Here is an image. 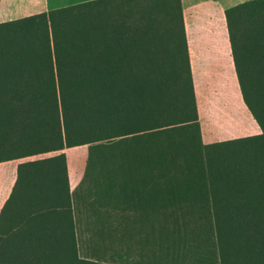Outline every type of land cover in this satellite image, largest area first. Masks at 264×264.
I'll list each match as a JSON object with an SVG mask.
<instances>
[{
  "label": "trees",
  "instance_id": "16d2710c",
  "mask_svg": "<svg viewBox=\"0 0 264 264\" xmlns=\"http://www.w3.org/2000/svg\"><path fill=\"white\" fill-rule=\"evenodd\" d=\"M261 132L203 143L180 0L0 22V264H264V0L225 10ZM87 145L69 188L63 149ZM74 200L92 256L79 254ZM108 256L110 261L104 260Z\"/></svg>",
  "mask_w": 264,
  "mask_h": 264
},
{
  "label": "crops",
  "instance_id": "0c3cea01",
  "mask_svg": "<svg viewBox=\"0 0 264 264\" xmlns=\"http://www.w3.org/2000/svg\"><path fill=\"white\" fill-rule=\"evenodd\" d=\"M85 1L90 0H74L73 3ZM180 1L201 141L206 144L260 133L258 123L243 101L235 72L225 17V10L233 5L227 4V0ZM57 7L61 6L47 7L42 11ZM11 14L13 13L0 12V22L11 20L8 18ZM242 115L243 121L240 117ZM78 147L82 148L78 153H68L65 151L68 148L62 150L66 157L71 192L77 189L85 172L87 145L69 148ZM25 159L34 158L0 162V166H8L6 169L0 168V189H3V192L7 191L5 188L8 184L10 191L16 166ZM75 204L74 200V206H77ZM82 218V212L79 210V223L84 226L85 231L86 226Z\"/></svg>",
  "mask_w": 264,
  "mask_h": 264
},
{
  "label": "rangeland",
  "instance_id": "374dc122",
  "mask_svg": "<svg viewBox=\"0 0 264 264\" xmlns=\"http://www.w3.org/2000/svg\"><path fill=\"white\" fill-rule=\"evenodd\" d=\"M243 1H245V0H227V4L234 5V4H237L239 2H243ZM73 2H74V0H0V12H2V13H4L5 11H7L9 13L12 12L13 14H11L8 18L15 19L18 17L37 13V12L42 11L43 9L47 8V7L65 6V5L73 4ZM5 21H8V20H5ZM2 22H4V21H2ZM240 117H241V121H243V115ZM81 149H82L81 147L68 148L65 151H67L68 153H70L71 151H75V153H78V152H80ZM50 155H52V153H42V154H38V155H33L31 157H28V158H41V157H46V156H50ZM4 167L6 169L8 166L5 165ZM4 167L0 166L1 169ZM8 186H9V184L5 188V190H7L6 192L5 191L3 192V189H0V204L2 203L4 198L6 197L7 192L9 191ZM76 207L77 206H75V215H76V219L78 220V222H77V234L79 237V254L82 257L92 256V254L86 248L87 244L84 243L82 240L83 237L88 236V232H85L84 226L81 223H79V210ZM102 259L110 261L108 256H105Z\"/></svg>",
  "mask_w": 264,
  "mask_h": 264
}]
</instances>
